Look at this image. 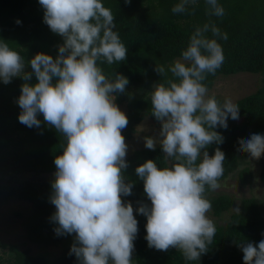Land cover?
<instances>
[{
  "label": "clouds",
  "instance_id": "9594fccd",
  "mask_svg": "<svg viewBox=\"0 0 264 264\" xmlns=\"http://www.w3.org/2000/svg\"><path fill=\"white\" fill-rule=\"evenodd\" d=\"M203 3L208 20L194 26L178 58L154 69L163 80L152 85L149 98L151 115L161 129L159 139L145 137L144 144L149 150L160 145L165 166L149 159L135 168L150 201V205L137 202L135 209L146 217L148 247L175 248L185 261H198L216 234L206 192L220 188L225 154L217 147L210 156L206 149L224 141L216 128L227 129L229 118L239 119V106L230 98L219 101L204 83L224 63L218 39L226 41L228 34L212 19L225 15L219 0ZM39 4L43 22L63 38L58 55L37 53L26 64L0 40V82L24 81L16 101L20 123L28 128L44 123L63 137L50 182L53 231L57 237H74L69 255L78 264H132L138 221L132 203L122 199L132 195L134 186L125 177L128 145L122 130L128 118L114 95L124 93L129 80L120 73L106 74L103 68L125 61L127 47L114 30L112 10L102 0H39ZM198 6L199 0H177L171 11L194 15ZM28 65L30 72L25 70ZM33 75L34 84L29 83ZM238 143L252 159L264 155V135L251 134ZM237 246L244 264H264V239Z\"/></svg>",
  "mask_w": 264,
  "mask_h": 264
},
{
  "label": "trees",
  "instance_id": "16d2710c",
  "mask_svg": "<svg viewBox=\"0 0 264 264\" xmlns=\"http://www.w3.org/2000/svg\"><path fill=\"white\" fill-rule=\"evenodd\" d=\"M105 7L114 14V29L127 47L126 59L113 65H103L106 74L120 73L128 78L129 84L124 93H114L117 105L127 107L128 125L122 130L125 140H131L136 127L146 116L154 122L151 115L149 93L152 85L163 80L155 72L156 64L167 65L180 56L187 46L188 38L196 25H203L208 17L204 13L203 0L194 15L173 14L172 6L177 0H102ZM225 8L222 18L212 17L228 39L220 40L224 63L216 74L208 75L204 83L213 90L220 76L239 73L261 75V86L257 91L236 104L239 106V119H228V127L216 128L223 137L222 144H213V155L217 147L225 154L224 173L219 182L234 174L240 166L251 158L240 151L238 140L248 139L251 134L264 135V0H219ZM44 10L39 0H0V40L24 57L27 64L37 53L56 57L58 45L63 38L51 32L43 22ZM21 21L17 24L16 21ZM211 36V34H208ZM31 71L30 65L25 69ZM170 75V74H169ZM21 78H13L5 85L0 82V202L11 197L30 203L32 215L25 217L22 226L33 243L48 248L62 247L59 256L31 254L29 249L1 243L0 248H8L10 257L0 258V264H78L74 255H69L74 237H57L53 231L55 223L50 220L55 206L49 201L51 180L25 179V175H52L55 171L54 158L62 153L63 137L54 128L42 123L40 128H28L19 122L21 112L16 103ZM29 83H36L33 75ZM216 96V95H215ZM216 98L223 102L219 96ZM43 121V117H38ZM239 120H242L239 123ZM153 160L158 167H164V153L161 147L155 150L141 149L127 156L128 168L125 170L126 182L133 183L132 195L122 197L131 202L135 209L139 201L149 203L143 190V181L135 174V168L147 160ZM256 160V159H255ZM261 162L260 180L264 183V155ZM250 172L244 169L239 173L241 182H246ZM206 197L211 201L215 216H222L235 205V211L225 225L215 224L216 234L208 251L198 261H185L181 253L170 248L160 251L148 247L146 236V217L135 212L138 221V234L134 241L132 264H244L243 252L238 243L258 244L264 239V216L262 207L255 198H243L235 204L228 195Z\"/></svg>",
  "mask_w": 264,
  "mask_h": 264
},
{
  "label": "rangeland",
  "instance_id": "374dc122",
  "mask_svg": "<svg viewBox=\"0 0 264 264\" xmlns=\"http://www.w3.org/2000/svg\"><path fill=\"white\" fill-rule=\"evenodd\" d=\"M261 75L252 73H239L231 76H220L213 90L209 91L210 95L219 96L222 101L230 98L234 103L255 93L261 84ZM118 107L127 115V107L118 105ZM242 120H239L241 123ZM161 124L154 122L149 116H146L142 123L136 127V133L131 140H125L128 145L127 156L135 153L137 150L147 149L144 144L145 137H154L159 139V131ZM160 147L157 144L156 148ZM213 150V144L206 150ZM126 156V157H127ZM244 169H248L250 174L246 182H241L239 173ZM261 162L252 158H248L240 168L224 181L219 182L220 188L210 192L209 197H218L220 195H228L233 198L235 204H238L243 198H255L262 207L264 216V183L260 180ZM25 179L51 180L52 175H30L27 174ZM150 205V202L148 203ZM238 205H235L229 212H225L222 216H215L211 210L208 215L214 224L225 225L231 215L236 211ZM135 210V207H133ZM33 206L25 201H21L16 197H11L0 202V241L8 245L18 246L21 250L29 249L34 256L43 255L55 258L60 255L62 247L50 246L44 248L29 240L27 233L22 226L25 217L32 215ZM10 257L8 248H0V258Z\"/></svg>",
  "mask_w": 264,
  "mask_h": 264
}]
</instances>
